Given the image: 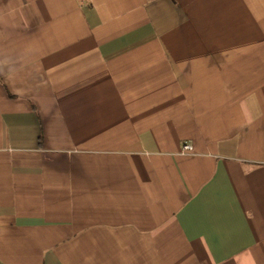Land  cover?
I'll return each mask as SVG.
<instances>
[{
  "label": "crops",
  "instance_id": "0c3cea01",
  "mask_svg": "<svg viewBox=\"0 0 264 264\" xmlns=\"http://www.w3.org/2000/svg\"><path fill=\"white\" fill-rule=\"evenodd\" d=\"M0 264H264V0H0Z\"/></svg>",
  "mask_w": 264,
  "mask_h": 264
},
{
  "label": "built area",
  "instance_id": "2783aa9c",
  "mask_svg": "<svg viewBox=\"0 0 264 264\" xmlns=\"http://www.w3.org/2000/svg\"><path fill=\"white\" fill-rule=\"evenodd\" d=\"M184 149H185V150H189V149H191V146L188 145V144H185V145H184Z\"/></svg>",
  "mask_w": 264,
  "mask_h": 264
}]
</instances>
